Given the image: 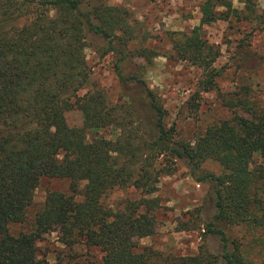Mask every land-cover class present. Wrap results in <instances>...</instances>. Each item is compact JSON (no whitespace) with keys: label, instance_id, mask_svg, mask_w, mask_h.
<instances>
[{"label":"trees","instance_id":"1","mask_svg":"<svg viewBox=\"0 0 264 264\" xmlns=\"http://www.w3.org/2000/svg\"><path fill=\"white\" fill-rule=\"evenodd\" d=\"M80 2L0 0V264H41L36 242L49 230L66 247L97 249L99 264H264V108L251 109L248 117L233 112L186 141L175 138L172 124L165 127L164 110L148 88L145 122L129 101L109 104L101 89L89 85L84 32L99 34L106 51L122 60L130 52L126 12L104 4L83 10ZM239 2L248 11L243 18L251 19L254 0ZM198 8V24L173 39V49L200 69L198 87L207 90L219 69L212 67L217 51L202 37L201 25L237 18L240 11L231 0H203ZM255 18L264 26V11ZM241 47L234 64L243 67ZM113 69L124 78L117 63ZM69 111L80 113L83 126L65 122ZM101 129L111 137L87 139L86 130ZM253 154L259 160L250 167ZM170 158L182 160L189 175L207 185L213 211L203 233L218 238L216 253L201 245L194 254L178 255L136 241L152 234L159 205L152 194L159 175L171 172ZM207 160L220 171L203 170ZM43 177L65 179L66 191L47 190L30 229L10 233L9 224L25 221ZM129 185L143 188L140 197L118 208L102 203L108 191ZM236 225L258 232L252 255L251 246L241 249L226 236L225 228Z\"/></svg>","mask_w":264,"mask_h":264},{"label":"rangeland","instance_id":"2","mask_svg":"<svg viewBox=\"0 0 264 264\" xmlns=\"http://www.w3.org/2000/svg\"><path fill=\"white\" fill-rule=\"evenodd\" d=\"M202 1L80 2L83 10L99 4L124 10L131 31V34L124 36L128 38L126 50L130 52L118 60L120 54L106 51L103 37L85 30L86 45L83 53L90 71L89 85L101 89L109 104L129 101L144 122L149 118L144 89H150L164 110L165 127L172 124L175 138L186 141H193L209 124L228 119L233 112L248 117L251 109L264 108V26L255 18L256 14L264 11V0H254L251 19L243 18L248 13L243 3L231 0L232 7L240 11L237 18L229 15L227 19L201 25L202 37L217 51L212 67L219 69L207 90L198 87L200 69L177 56L173 49V39L188 34L198 24V7ZM239 45L246 53L243 67L234 64ZM141 49H145V54H139ZM114 63H117L118 73L125 79L118 77L113 69ZM236 99H245L247 104L238 105ZM64 118L67 124L83 126L78 111L66 112ZM95 134L111 137L107 129L96 133L86 130L87 139ZM253 155L250 167L255 166L259 160L256 154ZM167 163L172 170L168 174L159 175L155 183L156 190L152 194L159 202L154 211L152 234L136 239L137 243L178 255L194 254L201 245H205L210 252H218V238L203 233V222L207 221L213 211L206 201V183L196 182L182 160L170 158ZM201 167L213 173L220 171L217 163L211 160L204 161ZM66 188L67 182L63 178H41L33 191L25 221L9 224V232L15 234L29 230L31 217L40 207L46 191H66ZM142 190L140 186L131 185L114 188L102 196L101 200L104 205L118 208L124 200L140 197ZM225 233L229 240L237 241L241 249L251 246L250 255L255 252L257 231L236 225L226 227ZM74 246L62 245L55 231L49 230L36 242L37 258L42 261L41 264H99L100 253L97 249H86L81 244Z\"/></svg>","mask_w":264,"mask_h":264}]
</instances>
